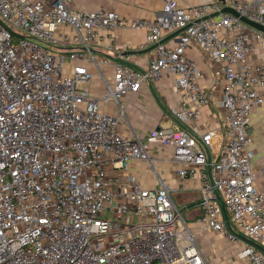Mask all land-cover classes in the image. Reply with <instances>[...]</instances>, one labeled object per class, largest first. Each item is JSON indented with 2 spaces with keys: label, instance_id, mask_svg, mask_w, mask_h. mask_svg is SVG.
Wrapping results in <instances>:
<instances>
[{
  "label": "built area",
  "instance_id": "built-area-1",
  "mask_svg": "<svg viewBox=\"0 0 264 264\" xmlns=\"http://www.w3.org/2000/svg\"><path fill=\"white\" fill-rule=\"evenodd\" d=\"M69 2L0 0V264H208L196 238L208 232L240 243L237 258L264 264V195L249 150L250 116L264 103V33L255 31L263 56L252 65L246 25L221 12L229 7L264 26V0H164L151 18ZM117 29L144 32L152 53L144 70L116 61L108 79L93 49ZM167 35L175 42L164 43ZM191 44L217 66L226 112L219 130L200 135L179 127L211 100L185 55ZM91 65L103 81L100 97L90 90ZM164 73L173 76L177 127L154 129L146 141L171 147L180 179L199 176L201 213L191 223L166 183L147 189L125 174L134 159L151 163L149 150L141 137L121 136L118 118L102 109L122 115L119 101ZM132 216L135 223L123 221Z\"/></svg>",
  "mask_w": 264,
  "mask_h": 264
},
{
  "label": "crops",
  "instance_id": "crops-1",
  "mask_svg": "<svg viewBox=\"0 0 264 264\" xmlns=\"http://www.w3.org/2000/svg\"><path fill=\"white\" fill-rule=\"evenodd\" d=\"M164 0H70L69 6L77 9L112 10L127 18H151L161 8ZM180 5H196L212 3L217 0H176ZM245 33L255 47L249 57L252 65L259 63L263 50L255 39V30L246 26ZM113 38V39H112ZM173 35H167L163 41L166 44L175 42ZM152 53V46L145 42L144 32L133 29H117L103 32L100 44L93 49L95 60L100 64L101 71L106 78L112 74L113 63L125 62L134 68L144 70L148 58ZM186 57L194 62L201 70L203 77L200 84L211 95L207 105H199L200 115L191 121L179 124L191 134L200 135L207 130H219L226 120V112L221 106V87L214 85V71L217 66L195 44L185 50ZM103 59L107 60L102 64ZM93 78L90 90L95 97H100L103 91V81L100 73L91 65ZM173 76L164 73L158 80L145 82L135 95H127L119 101L123 114L112 105H102L108 114L118 118V132L125 138L141 137L142 143L149 150L151 163L132 160L125 172L135 177L143 188L156 189L161 183L170 187V194L174 204L182 210L186 223H191L198 217L201 209L197 205L199 198L200 178L180 179L177 175L179 164L172 159V149L168 145L148 144L146 137L154 129L176 126L179 119L172 115L171 109L178 106L177 96L172 90ZM260 91V88H257ZM177 127V126H176ZM250 134L252 142L250 165L255 176L256 187L264 195V177L260 174L264 166V103L257 105L250 116ZM219 138L211 142V158L217 153ZM206 243L199 244L205 257L220 254L224 264H249L245 259L236 257V250L241 244H229L215 233L205 234ZM210 241V243H209Z\"/></svg>",
  "mask_w": 264,
  "mask_h": 264
},
{
  "label": "rangeland",
  "instance_id": "rangeland-1",
  "mask_svg": "<svg viewBox=\"0 0 264 264\" xmlns=\"http://www.w3.org/2000/svg\"><path fill=\"white\" fill-rule=\"evenodd\" d=\"M127 219L128 220L124 219L123 221L124 222L129 221V223H131V224H133L137 221V217H135V216L127 217ZM191 222H193V221H191ZM205 234L206 233L197 235L196 238L198 239V244H204V243H206V241L209 240V239L208 240L206 239ZM209 243H210V241H209ZM199 247H200V245H199ZM202 252H203V250H202ZM203 255H204V252H203ZM204 258L206 259L208 264H224L225 263L224 259L221 258L220 254H212V255H209L207 257H205V255H204Z\"/></svg>",
  "mask_w": 264,
  "mask_h": 264
},
{
  "label": "water",
  "instance_id": "water-1",
  "mask_svg": "<svg viewBox=\"0 0 264 264\" xmlns=\"http://www.w3.org/2000/svg\"><path fill=\"white\" fill-rule=\"evenodd\" d=\"M217 1L221 2L222 0H217ZM221 12L229 13V14L233 15L234 17H237L239 19V21H241L244 25L252 28L255 31L264 33V26H261L255 22L243 17V16H240L234 9H231L229 7H223L221 9Z\"/></svg>",
  "mask_w": 264,
  "mask_h": 264
}]
</instances>
